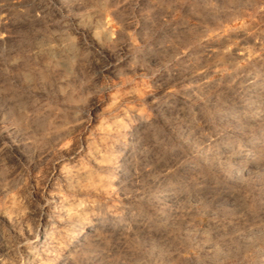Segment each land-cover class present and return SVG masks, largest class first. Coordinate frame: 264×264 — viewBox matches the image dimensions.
<instances>
[{
    "label": "rangeland",
    "instance_id": "374dc122",
    "mask_svg": "<svg viewBox=\"0 0 264 264\" xmlns=\"http://www.w3.org/2000/svg\"><path fill=\"white\" fill-rule=\"evenodd\" d=\"M0 264H264V0H0Z\"/></svg>",
    "mask_w": 264,
    "mask_h": 264
},
{
    "label": "bare ground",
    "instance_id": "6f19581e",
    "mask_svg": "<svg viewBox=\"0 0 264 264\" xmlns=\"http://www.w3.org/2000/svg\"><path fill=\"white\" fill-rule=\"evenodd\" d=\"M46 123V122H45ZM136 128V127H135ZM37 129V128H36ZM35 129V130H36ZM40 132V131H39ZM84 139V138H83ZM72 140V139H71ZM77 140V139H76ZM90 141V140H89ZM20 143V142H19ZM73 143V142H72ZM67 144V143H66ZM90 144V143H89ZM15 146V145H14ZM13 146V147H14ZM70 146V145H69ZM23 147V146H22ZM88 145H85L82 140L77 141L76 147H69L67 151L62 154L61 158L54 164L53 168L47 172L45 176V183L42 187L44 190V195L53 199L55 203L52 208L54 211L58 207L56 203H61L59 201L61 191L68 189L72 186L73 178L76 174L80 172L82 167V158L85 149H87ZM11 148V146H10ZM12 150V149H11ZM10 151V150H8ZM62 153V152H61ZM8 155V154H7ZM21 155V154H20ZM59 157V156H58ZM246 157V156H245ZM84 159V158H83ZM78 161L79 166L76 167L75 162ZM8 165V164H7ZM92 165V164H91ZM4 166V165H3ZM76 167V168H75ZM2 168V167H1ZM74 173V174H73ZM80 177V176H79ZM79 179V178H78ZM82 180V179H81ZM35 181V180H34ZM88 182V181H87ZM94 182V181H93ZM95 183V182H94ZM86 184V183H85ZM90 184V183H89ZM74 187V186H73ZM75 190V189H74ZM79 194V193H78ZM59 195V196H58ZM62 195V194H61ZM58 196V197H57ZM44 197V196H43ZM49 202V201H48ZM75 203V202H74ZM68 204V203H67ZM40 207V206H39ZM51 208V207H50ZM39 209V208H38ZM44 209V208H43ZM49 210V209H48ZM46 210V212L48 211ZM53 211V209H52ZM57 211V210H56ZM51 212V211H50ZM58 212V211H57ZM36 215V214H35ZM49 215V214H48ZM58 216L62 215L61 213L57 214ZM86 216V215H85ZM90 217V216H89ZM35 218V217H34ZM74 218V217H73ZM35 223L27 227V234L28 236H34L35 241V248L42 249L45 246H48L50 243L51 238L53 237V228H46L48 223L52 220H56V215L54 216H47L44 213H38L37 219ZM33 220V221H34ZM64 220V219H63ZM66 221V220H65ZM33 223V222H31ZM30 224V223H29ZM99 224V223H98ZM87 227V226H86ZM70 230V229H68ZM95 228L92 227L91 229L86 230L85 232L82 231L81 234L78 236V245H83L91 239L92 233L95 232ZM57 232V231H56ZM68 232V231H67ZM72 233V232H71ZM100 233V232H99ZM33 240V239H32ZM53 246V245H52ZM29 247V246H28ZM74 247V246H73ZM56 248V247H55ZM26 249V248H25ZM34 249V248H33ZM50 249V248H49ZM41 251V250H40ZM44 251V250H43ZM46 252V251H45ZM52 252V251H51ZM40 253V252H39ZM74 253V252H73ZM38 254V253H37ZM48 255V254H47ZM50 255V254H49ZM51 256V255H50ZM48 257V256H47ZM32 258V256H31ZM53 258V257H52ZM33 258L31 261H34ZM48 259V258H47ZM69 260V259H68Z\"/></svg>",
    "mask_w": 264,
    "mask_h": 264
}]
</instances>
